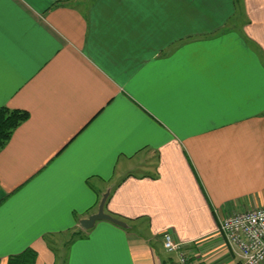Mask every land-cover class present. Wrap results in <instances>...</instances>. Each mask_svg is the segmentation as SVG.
Here are the masks:
<instances>
[{
	"label": "crops",
	"instance_id": "0c3cea01",
	"mask_svg": "<svg viewBox=\"0 0 264 264\" xmlns=\"http://www.w3.org/2000/svg\"><path fill=\"white\" fill-rule=\"evenodd\" d=\"M0 107L28 113L0 150V264H166L164 232L241 264L216 227L264 205V0H0ZM107 191L127 227L83 229Z\"/></svg>",
	"mask_w": 264,
	"mask_h": 264
},
{
	"label": "built area",
	"instance_id": "2783aa9c",
	"mask_svg": "<svg viewBox=\"0 0 264 264\" xmlns=\"http://www.w3.org/2000/svg\"><path fill=\"white\" fill-rule=\"evenodd\" d=\"M216 231L241 264H264V205L218 217ZM162 244L166 264H193L171 233L162 234Z\"/></svg>",
	"mask_w": 264,
	"mask_h": 264
},
{
	"label": "trees",
	"instance_id": "16d2710c",
	"mask_svg": "<svg viewBox=\"0 0 264 264\" xmlns=\"http://www.w3.org/2000/svg\"><path fill=\"white\" fill-rule=\"evenodd\" d=\"M27 118L28 113L24 110L0 107V150L8 142L14 130ZM36 256L35 250L26 248L21 253L8 256L7 264H34Z\"/></svg>",
	"mask_w": 264,
	"mask_h": 264
},
{
	"label": "water",
	"instance_id": "95a60500",
	"mask_svg": "<svg viewBox=\"0 0 264 264\" xmlns=\"http://www.w3.org/2000/svg\"><path fill=\"white\" fill-rule=\"evenodd\" d=\"M107 196H108V191L102 195L98 203L97 211L79 221V224L83 229L88 230L91 227H93L97 221H101V220L109 221L121 227H127V224L124 221L117 219L104 211V204L107 199Z\"/></svg>",
	"mask_w": 264,
	"mask_h": 264
},
{
	"label": "rangeland",
	"instance_id": "374dc122",
	"mask_svg": "<svg viewBox=\"0 0 264 264\" xmlns=\"http://www.w3.org/2000/svg\"><path fill=\"white\" fill-rule=\"evenodd\" d=\"M133 227L135 229L143 230V227L141 225H137L136 224V225H133ZM77 234H79V233L78 232L63 233L60 236H57V237H54V238H50L49 240L51 241L52 247L55 248L57 252L62 251V257H64V253H65V248H66L67 242L71 238H73L75 235H77ZM162 250H163V248H162ZM183 250H184V252H186L185 249H183ZM187 256H188V254H187ZM62 257L58 255V258L57 259L60 260ZM168 257L170 258V256H168ZM169 258H168V260H169ZM58 263H60V262H58ZM61 263H62V261H61Z\"/></svg>",
	"mask_w": 264,
	"mask_h": 264
}]
</instances>
